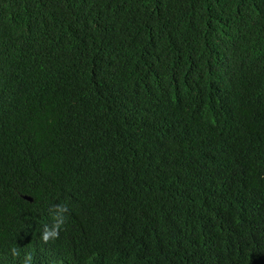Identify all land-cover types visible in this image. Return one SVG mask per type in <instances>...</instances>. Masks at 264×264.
<instances>
[{
    "label": "trees",
    "instance_id": "obj_1",
    "mask_svg": "<svg viewBox=\"0 0 264 264\" xmlns=\"http://www.w3.org/2000/svg\"><path fill=\"white\" fill-rule=\"evenodd\" d=\"M29 253L264 264V0H0V264Z\"/></svg>",
    "mask_w": 264,
    "mask_h": 264
},
{
    "label": "clouds",
    "instance_id": "obj_2",
    "mask_svg": "<svg viewBox=\"0 0 264 264\" xmlns=\"http://www.w3.org/2000/svg\"><path fill=\"white\" fill-rule=\"evenodd\" d=\"M67 209L62 205L54 206V223L51 226L45 225L41 233V240L44 243H48L50 240H55L59 238V233L62 225L64 224V213ZM13 256H18L19 252L16 248L11 249ZM32 255L26 254L24 264H32Z\"/></svg>",
    "mask_w": 264,
    "mask_h": 264
}]
</instances>
